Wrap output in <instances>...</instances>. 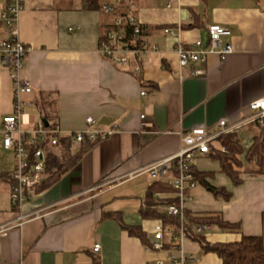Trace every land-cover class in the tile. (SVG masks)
Returning <instances> with one entry per match:
<instances>
[{
	"label": "crops",
	"instance_id": "1",
	"mask_svg": "<svg viewBox=\"0 0 264 264\" xmlns=\"http://www.w3.org/2000/svg\"><path fill=\"white\" fill-rule=\"evenodd\" d=\"M21 1L18 37L31 46L23 76L32 92L25 99L33 103L22 127L58 124L67 135L89 128L87 118L93 117L91 128L107 135L83 147L72 145L73 154L87 150L21 208L13 207L10 198L8 175L15 156L10 163L0 155V264H171V253L178 254L171 246V227L145 218L142 211L150 187L156 181L172 185L178 172L174 162L156 178L148 169L179 152L180 132L200 125L214 128L222 118L242 120L251 113L248 104L264 96V0H135L146 47L128 54L124 64L98 51L103 26L113 19L101 8H85L83 0ZM4 3L0 0V7ZM214 23L228 28L223 40L233 52L224 60L210 54L205 62L181 66L178 39L165 28H181L206 45L207 26ZM7 38L0 22V40ZM12 113V82L0 54V151L6 150L2 119ZM239 133L245 143L250 141L248 128ZM193 165L213 171L211 182L231 196L218 199L196 182L186 192L184 210L221 215L239 229L212 226L204 233L207 241L234 242L242 234L264 239V176L243 173L242 183L233 185L208 155H198ZM172 198L178 205L177 191L156 192L153 208L166 213ZM117 215L124 224L141 228L151 245L162 224L165 248L145 245ZM97 242L99 251L94 250ZM181 248L194 258L187 264H223L215 252L203 251L191 239L184 238Z\"/></svg>",
	"mask_w": 264,
	"mask_h": 264
},
{
	"label": "built area",
	"instance_id": "2",
	"mask_svg": "<svg viewBox=\"0 0 264 264\" xmlns=\"http://www.w3.org/2000/svg\"><path fill=\"white\" fill-rule=\"evenodd\" d=\"M124 0H111L102 4L101 10L105 14H114L117 6ZM127 10L125 14L114 17L117 25L129 24L133 28L132 37L127 39L124 31L110 30L102 38L98 51L106 58L115 63L124 64L128 61V54H138L145 50L146 44L141 34V23L134 14L136 8L135 0H125ZM23 9L21 0H5L0 7V22L3 23L8 31V38L0 40V54L3 63L9 70V77L12 82L13 91V113L3 117L2 132L4 133L3 145L6 149L13 151L16 165L15 169L8 175L10 180L11 204L15 208H21L26 200L31 199L37 192V188L47 179L46 164L50 153L57 156L62 155V146L59 143L60 137H66L72 145L81 147L88 143L103 138L107 133H100L91 128L95 120L93 117L87 118L89 128L76 130L62 135L58 124L46 126L38 123L36 127L26 130L22 127V118L28 109L33 107L30 100L25 99L26 94L32 92L30 81L23 76L25 62L31 46L27 45L18 37L17 22L19 14ZM72 30V29H71ZM165 32L175 35L178 39L175 48L181 66H189L195 62H205L210 54H217L224 60L233 52L231 43H225L223 36L228 34L225 25L214 23L207 26L208 43L203 44L201 39L191 40L188 38L187 31L178 28H165ZM203 70H193V74H201ZM145 94V92H142ZM251 111L250 115L239 121H232L228 118L220 119L214 128L205 125L192 127L189 130L180 132L183 145L175 156L165 158L153 163L148 171L152 177L165 175L169 170L170 164L175 163L177 177L172 183L179 195V204L167 206V214L178 217L180 221L179 232L172 236V242L176 243L175 250L177 255L171 253V264H187L193 261V256H186L181 248V242L185 237L184 227V200L186 192L196 185L191 166L198 155H209L213 150L218 139L223 135L233 134L241 131L251 123L257 122L264 125V96L252 100L248 104ZM144 117V116H142ZM109 133V132H108ZM250 141L245 143L248 147ZM222 151L225 148L222 146ZM24 217V216H21ZM208 224L193 226L192 230L197 233H205L209 230ZM164 227L159 224L155 228L154 241L152 247L156 250L165 248ZM101 244H94V250L99 251Z\"/></svg>",
	"mask_w": 264,
	"mask_h": 264
},
{
	"label": "trees",
	"instance_id": "3",
	"mask_svg": "<svg viewBox=\"0 0 264 264\" xmlns=\"http://www.w3.org/2000/svg\"><path fill=\"white\" fill-rule=\"evenodd\" d=\"M84 7L89 9H100L101 0H83ZM127 10V2L124 0L117 6L116 12L112 14V18L125 14ZM103 26L104 38L110 30L124 31L127 39L132 37L133 28L129 24H115L114 20ZM198 23L197 21L195 24ZM194 24V25H195ZM142 34V30H141ZM48 118V115H46ZM249 132H252L250 144L245 146V142L240 138V133L223 135L218 139L213 150L208 155L220 164V171L225 174L233 183L239 185L242 183V174H254L264 176V125L257 122L246 126ZM59 143L62 146V155L57 156L50 153L46 164L47 179L37 188V191L45 189L52 185L68 171L78 160L80 155L87 149L80 150L79 153L71 152L70 141L66 137H60ZM225 150L222 151L221 147ZM88 148V147H87ZM196 182H199L206 190L211 192L218 199H228L231 194L224 187L213 184L210 178L213 177V171H200L194 165L191 166ZM176 191V189L161 181H156L147 193L146 206L142 213L145 218H157L162 221L163 225L170 226L174 235L179 232L180 221L178 217L167 213H159L153 207L155 205V194L160 191ZM177 204V198H172L169 203ZM116 217V216H115ZM117 219L121 225L128 229L129 233L139 237L145 245L152 247L147 239L146 233L139 227H133L124 224L121 217L117 215ZM200 224H208L210 227L215 226L222 231H238L236 223L229 222L221 217V215H194L191 211L185 210L184 227L185 237L196 241L200 244L203 251L215 252L223 261V264H264V239L259 235L242 234L238 241L234 242H217L211 243L207 241L204 233H197L192 230L193 226ZM173 242L171 246H175Z\"/></svg>",
	"mask_w": 264,
	"mask_h": 264
},
{
	"label": "rangeland",
	"instance_id": "4",
	"mask_svg": "<svg viewBox=\"0 0 264 264\" xmlns=\"http://www.w3.org/2000/svg\"><path fill=\"white\" fill-rule=\"evenodd\" d=\"M242 141H244V137L240 136ZM7 150V151H6ZM1 150L0 155L4 161H8L10 163H14V155L10 149Z\"/></svg>",
	"mask_w": 264,
	"mask_h": 264
}]
</instances>
